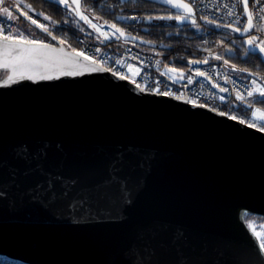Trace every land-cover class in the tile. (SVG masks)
<instances>
[{"label": "water", "instance_id": "water-1", "mask_svg": "<svg viewBox=\"0 0 264 264\" xmlns=\"http://www.w3.org/2000/svg\"><path fill=\"white\" fill-rule=\"evenodd\" d=\"M145 1L176 12L160 0ZM240 5L243 10V0ZM81 11L88 15L82 0ZM18 20L28 25L27 34L35 29L44 43L72 52L53 32L56 40L25 17ZM125 33L122 40L170 49ZM237 34L246 49L247 37ZM203 64L186 62L187 70ZM6 75L0 71V189L6 193L0 195V255L25 264L264 261L245 220L264 218L260 126L192 106L185 98L143 92L112 71L54 73L58 78L3 86ZM241 104L252 110V104ZM21 146L32 153L43 149L46 156L26 164L17 157ZM37 163L46 176L23 174ZM46 177L57 192L62 182L67 185L69 195L44 203L26 194Z\"/></svg>", "mask_w": 264, "mask_h": 264}, {"label": "snow or ice", "instance_id": "snow-or-ice-1", "mask_svg": "<svg viewBox=\"0 0 264 264\" xmlns=\"http://www.w3.org/2000/svg\"><path fill=\"white\" fill-rule=\"evenodd\" d=\"M160 2L164 5H168L171 8L175 9V14H168L163 16H152L147 15L142 18L137 17H128V16H120L118 19L120 20H128V19H143L148 22L152 20H175L178 25L185 26L191 25L193 28L199 30L201 25L198 24L196 18V10L199 9L200 20L204 22L206 25L213 26L212 30L215 29H228L230 32L240 33L241 36H246L247 39L244 41L246 43L247 48L245 49V56H253L258 57L260 62L264 64V39H258L256 35H248L250 31L254 29L253 24V14L249 11L248 0H243V12L247 14V22L246 25L243 23L241 17L237 15V7L240 4V0H231L229 4L225 5H217L215 10L219 11L221 8H226V15L228 17L235 16V19L231 21L225 22L223 18H216L214 16H209L205 14L207 11L212 10L210 8L211 0H191V2H183V0H160ZM59 5H63L65 10L68 11L69 16L78 17L80 21L88 24L90 28L95 30V32L99 33L97 39L103 37L104 40H110L112 37H116L117 39L126 37V33L122 27H118L116 23H109L108 21H104V25H107L108 28L114 29V32L109 34L108 32L102 31L103 26L97 25L93 23L91 19H89L88 15L83 14L81 11V0H72L69 3V0H57ZM117 3H120V0H117ZM261 3H264V0H260L259 3H254L253 8L260 9ZM75 5V7H73ZM25 9L22 12H17L16 15L13 14V10L10 9ZM29 11H34L32 9L31 4H25L22 0H13V3L9 4L6 0H0V71L6 72L7 75L3 79V86H8L11 83L18 82V80L29 79V80H50L53 78H58V76H76L82 75L85 72H96V71H113L111 68L104 67V59L103 58H94L93 56L86 55L83 51H76L75 49L72 52H66L63 47H55L51 44L44 43L42 40L33 38H29L25 35L24 30L20 27L18 23V17L23 16L27 20L31 21L32 25L40 28L44 33H47L48 36H51L53 40H56L57 37L52 35V32L45 24H38L36 19H33L31 15H29ZM84 11H88L87 8ZM38 16H43L44 20H50L51 17L45 15L43 12H38ZM95 19H100V17H94ZM256 21L264 19V15H257L255 17ZM81 31L83 29H80ZM257 31H264V28H257ZM31 35V33H29ZM118 34V35H117ZM127 38H131L133 40L138 39L137 36H132L131 33L127 34ZM103 42V41H101ZM142 43H153L152 41H144L141 38ZM59 43L63 45L65 43L64 40H60ZM223 43V41H221ZM232 43H235L232 41ZM232 51L231 48L228 49ZM97 52L100 49H96ZM83 58L82 60L80 58ZM216 60L222 59L220 55H216L214 57ZM115 63L119 65L121 68L127 67L129 72H133V76L140 75L141 70L135 69L133 71V65L126 64L124 61L116 60ZM157 65H159L160 61H156ZM207 64L208 60H190L189 64ZM143 64V61H141ZM225 65H229V61L227 59L224 60ZM232 71L234 72H246L248 69L246 68H238L236 64L229 65ZM167 67V66H166ZM177 69L171 68L168 69L167 72L161 73V75H169V73L177 72ZM54 73L58 74V76L54 77ZM114 75L119 76L121 79H126L127 77L123 75L119 71H114ZM250 75H255L250 73ZM195 76L204 77L207 80H211V76H209L206 72L201 71L199 69L195 70ZM169 79L172 80L173 83H177L178 80L185 79L184 73L180 72L179 76L169 75ZM187 84L191 85L193 83L192 75L187 76ZM132 83H136L135 79H132ZM225 83H233L235 81L230 80L228 76H225ZM254 85V87H253ZM136 87L141 91L146 90L147 85L141 86V84H136ZM213 88L219 87L216 84L212 85ZM246 89H250L246 92L247 97H253L254 93H258V97L251 100V103H259L264 104V87H261L260 84L257 83L255 79L251 81V85H246ZM152 91L159 93V82L157 87L152 89ZM220 92H227L228 89L224 87H219ZM163 95H174L169 91L160 93ZM177 99H180L181 96H176ZM221 101L225 99V97H219ZM236 99L237 100H245V96L241 94L240 91H236ZM187 102L196 104L195 100H188ZM201 107H205L206 105H198ZM259 109L252 112V116L256 117ZM220 115H226V113L221 112ZM232 119H236V117H230ZM260 130L264 131V114L260 116ZM244 123V121H240ZM256 124V120L253 119L252 123L249 124L250 127ZM46 156V152L43 149L38 150L36 153H32L27 146H21L17 150V157L23 160L26 164L31 165L33 160L38 161L41 157ZM115 163H120L117 161ZM33 171L38 172L40 175H45L46 173L43 170L42 165L37 163L35 168L29 167L23 173L25 176L30 175ZM13 182L15 180V171L12 173ZM57 180L60 178L57 177ZM62 191L57 192L55 188V182L47 178L43 182H37L34 188L29 189L27 191V195L32 197L35 200L44 202V203H55L57 199L67 197L69 195V187L65 185L63 182L61 183ZM101 196H106V192H100ZM0 195H6L0 189ZM44 197H47V201H44ZM84 201H81V204ZM249 227L252 229L258 243L260 252L264 253V233L261 231H256L255 226L249 224ZM264 227V226H262ZM264 264V261L261 262Z\"/></svg>", "mask_w": 264, "mask_h": 264}, {"label": "built area", "instance_id": "built-area-1", "mask_svg": "<svg viewBox=\"0 0 264 264\" xmlns=\"http://www.w3.org/2000/svg\"><path fill=\"white\" fill-rule=\"evenodd\" d=\"M10 1V0H9ZM187 2H191V0H186ZM231 0H211L210 8L212 10L207 11L205 14L214 16L216 18H223L225 22L231 21L235 19V16L228 17L226 15V8H221V10L216 11L215 8L217 5H225L229 4ZM260 0H251L249 4V11L253 14V24L254 29L249 33V35H256L258 39H264V31H257V28H264V19L259 22L256 21L255 17L257 15H264V3H261L260 9L253 8L254 3H259ZM13 3V0L10 1ZM103 7L109 11L113 12L116 6H118L117 2H108L107 0L102 1ZM11 10V9H10ZM21 12L25 9H18ZM37 11H29V15L32 16L33 19L37 20L38 24H45L49 30L56 34V36L60 40H64L65 44L69 47L75 49L76 51H83L86 55L93 56L94 58H103L104 59V67L111 68L114 71H119L129 79H135V85L141 84V86L147 85L146 90L143 92L156 93L160 94L166 91L174 93V95H164V96H181V98H185L188 100H195L196 104L189 103L192 106L197 105H206V108L213 109L219 113H226L229 117H236V119L245 121V118L242 114L238 113L237 110L241 103H250L254 96L258 95V93H254L253 97H247L246 92L250 89H246V85H251V81L255 79L261 87H264V78L257 79L254 77H250L248 80H243L238 78L234 74H232L229 70V65L224 64V60L227 59V46L225 43H215L212 44V41H208L205 45L196 49V52L193 53V57L187 59L185 54H181L176 56L179 61H190V60H208L207 64L192 66L186 72V78L189 75L193 77V83L184 87L187 82H177L173 83L171 79L167 75H161L164 73L163 68L166 65L168 68H174L175 66V57H171L168 62L163 61V57L165 53H162L158 49L149 48L140 46L136 43L125 41L120 39H112L104 40L103 37L100 39H94L90 37L87 33H82L75 30L69 23L64 22L60 23L54 20H44L43 16H38ZM200 10H196V16L200 17ZM237 15H239L245 24V17L242 14V10L240 9V4L237 7ZM120 16H128V17H144L142 14H127V15H117V19ZM120 20V19H119ZM123 22H127L129 24L128 28H124L125 32H129L137 35V32L140 28L141 23L144 21L143 19H128L121 20ZM119 27V26H118ZM224 30V29H222ZM111 33L113 32L110 29ZM209 28H205L203 33L204 38L208 36ZM95 32V30H94ZM110 33V34H111ZM97 37L99 33L95 32ZM229 35L227 37L231 40L235 37L233 32H228ZM118 35V34H117ZM29 38L30 35H26ZM103 41V42H101ZM106 42H114L118 45V48L113 49L108 46ZM96 49H100L99 52ZM216 55H220L222 59L216 60L214 57ZM116 60L124 61L126 64H131L135 69H140V75L133 76V73L129 72L127 67L121 68L119 65L115 63ZM159 60L160 63L157 65L156 61ZM143 61V64H141ZM188 66L184 64L182 69L187 70ZM134 69V71H135ZM199 69L201 71L206 72L209 76H211V80H207L204 77L195 76V70ZM225 76H228L230 80L235 81L233 83H225ZM159 82V93L152 91V89L157 87ZM216 84L219 87L227 88V92H220L219 87L213 88L212 85ZM254 87V85H253ZM236 91H240L241 94L245 96V100H237L236 99ZM163 95V94H160ZM225 97L223 101L219 99V97ZM249 123V122H247Z\"/></svg>", "mask_w": 264, "mask_h": 264}, {"label": "trees", "instance_id": "trees-1", "mask_svg": "<svg viewBox=\"0 0 264 264\" xmlns=\"http://www.w3.org/2000/svg\"><path fill=\"white\" fill-rule=\"evenodd\" d=\"M25 1L27 4H31L32 9H34L35 11L43 12L45 15L50 16L51 20L60 23L67 22L75 30L82 33H88V35H91V37L95 36L94 31L88 29L85 25L80 23L74 16H69L68 11L60 5L53 3L49 0ZM102 1L103 0H82V8L83 10L85 8L88 9V11L85 12L90 16V18L100 17V19H94L100 22L105 20L109 23L115 22L117 26L122 27L123 29L128 28L129 24L127 22H123L117 19V15L142 14L145 17L147 15L156 16L158 14L175 13L171 10L164 8L163 6L145 0H120V3H118V6H116L114 11L109 12L103 7ZM107 1L117 2V0ZM20 21L24 25L26 24L24 21ZM206 27L209 28L210 31L208 32V36L204 38L202 30L198 32L191 25L180 26L177 23L169 21L152 20L151 22H148L144 20L140 25L137 35L153 42H163L164 44L169 45L170 49L160 50L162 53H165L163 61L168 62L171 56H175V65L178 69H182V67H184V64H186L187 61H179L177 60L176 56L185 54L186 58L189 59L193 57V53H198L196 52L197 48L205 45L208 41H211L213 39L214 41H212V44L220 43L221 41H223V43L225 42L226 46L231 48L234 53L233 55H227L229 63H236L237 66L248 69L251 73L257 75L260 79L264 78V64L260 62L258 57H253L249 55L245 59L242 58L243 54L245 53L242 38L236 36V39L233 40L235 43H232V40H229L227 38V31H223L221 29L212 30L213 26L210 25H206ZM80 29L83 30L81 31ZM32 35L46 39L44 35L37 32L35 29H32ZM106 44L112 47L113 49L118 48V45L114 42H106ZM229 70L235 76L237 75V73L232 71V69L229 68ZM241 75L243 77L240 78L243 80H247L251 77L247 72H243L241 73ZM251 104L252 106H257L264 110V104ZM237 112L242 114L244 117L249 118L251 109H246L244 106L240 105ZM257 219L264 220V218L260 217H258ZM0 264L25 263L0 255Z\"/></svg>", "mask_w": 264, "mask_h": 264}, {"label": "rangeland", "instance_id": "rangeland-1", "mask_svg": "<svg viewBox=\"0 0 264 264\" xmlns=\"http://www.w3.org/2000/svg\"><path fill=\"white\" fill-rule=\"evenodd\" d=\"M7 2H10L9 0H6ZM22 2L23 3H25V4H27L26 3V1L25 0H22ZM168 14H175V13H165V14H158V15H156V16H163V15H168ZM197 18V22H198V24H200L201 25V28L199 29V30H197L196 28V30L198 31V32H200L201 30L203 31V29L206 27V24H204V22L202 21V20H200V18H198V17H196ZM155 21H169V20H156V19H154ZM169 22H174V23H177L175 20H171V21H169ZM246 22H247V18H245V25H246ZM115 23V22H114ZM20 25L22 26V25H24L22 22H20ZM80 28V27H79ZM229 32V31H228ZM251 32V31H250ZM227 35H229V34H227ZM236 38L234 37V38H232L231 40L233 41V40H235ZM229 49V47L227 46V53H228V55H233L234 53H233V51H229L228 50ZM228 60V59H227ZM231 63V62H230ZM229 63V64H230ZM236 64V63H235ZM168 67H166V65L164 66V68H163V71L164 72H167V69ZM169 75H174V76H179L178 74H175V73H169ZM169 75H167L168 77H169ZM238 75V76H237ZM236 76L238 77V78H240V77H243L241 74H237ZM186 76V75H185ZM249 79V78H248ZM247 79V80H248ZM187 82V79H186V77H185V79H182V80H178L177 82ZM259 95V94H258ZM258 95H256V96H254L253 97V99L254 98H256V97H258ZM257 107V106H256ZM258 108H260V107H258ZM260 109H262V108H260ZM263 110V109H262ZM251 113V112H250ZM249 116H250V114H249ZM245 118V121H247V122H249V123H252V119L251 118H246V117H244ZM255 126H260V122H258V121H256V124H255ZM245 220L247 221V223H249V224H252V225H254L255 226V229H256V231H261L262 233H264V227H262V226H264V220H259V219H257V218H255V217H248V216H246L245 217ZM262 238H264V236H262Z\"/></svg>", "mask_w": 264, "mask_h": 264}, {"label": "bare ground", "instance_id": "bare-ground-1", "mask_svg": "<svg viewBox=\"0 0 264 264\" xmlns=\"http://www.w3.org/2000/svg\"><path fill=\"white\" fill-rule=\"evenodd\" d=\"M250 2H251V0H249V4H250ZM240 9L242 10L241 5H240ZM242 14H243V16H244V12H243V10H242ZM196 17H198V16H196ZM244 17H245V16H244ZM198 18H200V17H198ZM89 19H91V18L89 17ZM91 20H92V19H91ZM92 21H93V20H92ZM93 23H96V22L93 21ZM96 24H97V23H96ZM97 25H99V24H97ZM220 29L222 30V29H224V28H220ZM103 30H108L109 34L111 33L110 29L107 28V27H103V28H102V31H103ZM203 31H204V30H203ZM203 31H202V32H203ZM223 31H227V32H228L229 30H228V29H224ZM233 33L235 34V37L238 36L239 38H241L236 32H233ZM227 38H228V37H227ZM228 39H229V38H228ZM229 40H230V39H229ZM224 43H225V42H224ZM171 57H175V56H171ZM171 57H170V58H171ZM175 66H176V65H175ZM174 68H175V69H178L177 67H174ZM187 69H188V68H187ZM180 70H184V69H180ZM133 71H134V67H133ZM185 71L187 72L188 70H185ZM131 73H133V72H131ZM256 110H257V108H256V109H253L252 112H254V111H256ZM252 112L250 113L249 118L252 117V118L255 119V120L261 121V120H260V116H261L262 114H264V111L259 110V112L257 113V116H256V117H253V116H252ZM252 118H251V119H252ZM253 119H252V120H253Z\"/></svg>", "mask_w": 264, "mask_h": 264}, {"label": "crops", "instance_id": "crops-1", "mask_svg": "<svg viewBox=\"0 0 264 264\" xmlns=\"http://www.w3.org/2000/svg\"><path fill=\"white\" fill-rule=\"evenodd\" d=\"M7 2V1H6ZM7 3H9L10 4V2H7ZM20 20H18V23H19V25H20ZM20 27L22 28V30H24V32H25V35H27V33H26V28L28 27V25L27 24H25V25H20ZM31 32V35H30V37H32L33 38V35H32V30L30 31ZM93 33V32H92ZM95 33V32H94ZM55 34V33H54ZM29 35V34H28ZM56 35V34H55ZM90 37H91V35H89ZM36 39H39V40H42L43 38H41V37H36V36H34ZM92 38H94V39H96L97 38V35L95 34V36H93ZM67 45V44H66ZM135 69V68H134ZM259 109V110H261V111H264V110H262V109H260V108H258V107H256V106H253L252 107V110L253 109ZM252 110H251V112H252ZM252 118V117H251ZM253 119V118H252ZM256 121H258V120H256ZM258 122H260L261 123V121H258Z\"/></svg>", "mask_w": 264, "mask_h": 264}, {"label": "flooded vegetation", "instance_id": "flooded-vegetation-1", "mask_svg": "<svg viewBox=\"0 0 264 264\" xmlns=\"http://www.w3.org/2000/svg\"><path fill=\"white\" fill-rule=\"evenodd\" d=\"M103 31H105V32H108V30H103ZM109 33V32H108ZM245 59V58H244ZM231 64H233V63H230L229 65H231ZM238 68H241V67H239V66H237ZM229 68H230V66H229ZM231 69V68H230ZM247 73H249L250 71L248 70V71H246ZM237 74H241V73H243V72H236ZM244 74H246V73H244Z\"/></svg>", "mask_w": 264, "mask_h": 264}]
</instances>
